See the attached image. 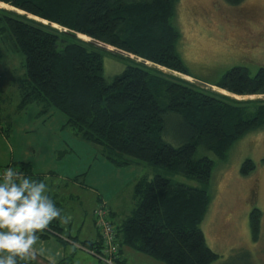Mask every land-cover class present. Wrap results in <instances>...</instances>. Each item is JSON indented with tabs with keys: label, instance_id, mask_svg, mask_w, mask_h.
Here are the masks:
<instances>
[{
	"label": "trees",
	"instance_id": "1",
	"mask_svg": "<svg viewBox=\"0 0 264 264\" xmlns=\"http://www.w3.org/2000/svg\"><path fill=\"white\" fill-rule=\"evenodd\" d=\"M227 1L235 5L244 0ZM0 3L24 13L0 10V37L10 34L26 57V74L19 80L23 105L38 102L45 110L63 113L68 126L99 146L116 165L140 162L155 168L152 179L143 177L135 184V208L115 226L118 263L125 264L123 248L130 247L165 264H216L220 255L208 246L202 227L212 204L214 161L198 152L203 148L225 159L238 140L264 127V102L238 101L172 74L191 76L177 54L176 0ZM106 54L128 57L132 64L108 81ZM208 84L240 96L264 94V68L251 76L247 69L234 67L217 83ZM173 118L183 130L178 147L164 139ZM7 167L44 181L29 163L0 167V172ZM255 170L254 162L247 160L242 174L249 176ZM178 175L198 185L175 182ZM249 218L253 238L258 240L262 213L254 208ZM45 231L42 236H61L62 222L54 220ZM83 246L95 255L101 253L100 239Z\"/></svg>",
	"mask_w": 264,
	"mask_h": 264
},
{
	"label": "rangeland",
	"instance_id": "2",
	"mask_svg": "<svg viewBox=\"0 0 264 264\" xmlns=\"http://www.w3.org/2000/svg\"><path fill=\"white\" fill-rule=\"evenodd\" d=\"M2 4L0 10L24 14ZM29 18L49 24L32 16ZM173 25L180 33L177 54L191 75L172 73L177 77L196 85V82L215 84L234 67L247 69L251 76L264 68V0H244L235 5L227 0H176ZM52 27L60 29L57 25ZM78 36L91 41L86 36ZM129 64L132 61L128 57L115 59L106 54V79L112 81ZM25 74V55L15 47L10 34L4 39L0 37V128L6 131L3 134L0 129V167L26 162L31 163L35 173L60 175L71 182L65 196L75 192L72 184L77 177L81 186H88L87 189L80 187L81 194L75 193L79 199L65 198L61 203L65 216L75 217L71 237L78 235L80 241L73 244L59 241L56 236L42 238L41 235L40 241L56 257L57 263L67 259L71 264H100L90 250L76 249L85 239H96L100 232L95 210L105 207L112 211L113 216H107L108 220L120 226L135 208V184L143 177L152 179L155 168L140 162L116 165L103 156L99 146L87 142L68 126L63 113L53 108L45 110L38 102L23 105L19 80ZM208 86L206 89L238 101L264 102V94L240 96ZM181 133L179 121L173 118L164 139L178 147L183 143ZM198 155L214 161L210 186L212 204L202 227L208 246L220 255L217 263L264 264V127L238 140L225 159L203 148ZM247 160L254 162L256 170L244 176L242 168ZM174 181L198 185L195 180L181 175ZM57 183L56 179H47L49 189ZM254 208L262 213L258 240L253 238L250 213L247 215ZM123 250L127 264H165L130 247ZM35 262L40 263L38 256Z\"/></svg>",
	"mask_w": 264,
	"mask_h": 264
},
{
	"label": "clouds",
	"instance_id": "3",
	"mask_svg": "<svg viewBox=\"0 0 264 264\" xmlns=\"http://www.w3.org/2000/svg\"><path fill=\"white\" fill-rule=\"evenodd\" d=\"M64 219L43 180L13 167L0 172V264H33L37 256L57 264L40 234L54 220Z\"/></svg>",
	"mask_w": 264,
	"mask_h": 264
},
{
	"label": "crops",
	"instance_id": "4",
	"mask_svg": "<svg viewBox=\"0 0 264 264\" xmlns=\"http://www.w3.org/2000/svg\"><path fill=\"white\" fill-rule=\"evenodd\" d=\"M132 57V56H131ZM26 163V162H25ZM30 164V166H31V168H32V170H33V167H32V165H31V163H29ZM33 172H34V170H33ZM35 173V172H34ZM36 174H38V173H36ZM47 173H45V174H43V173H41L40 175H43V177H44V182L45 183H47V179H49V178H51L52 180H54V179H56L57 181H58V183L57 184H55V185H53V187L54 188H51L50 189V195H51V197H53L54 198V201L57 203V204H59V206H60V209H62V215L65 217V219H64V221L62 222V227H63V234L61 235V236H56V235H52V236H56L58 239H59V241H63V242H72L73 244L75 243L76 244V242H79L80 240H79V236L78 235H76L75 237H71V236H73L72 235V232H73V230H72V227H73V225H74V220H75V217L73 216V215H69V216H65V214H64V212H63V208H62V206L60 205L63 201L62 200H64L65 198H70V199H79L78 198V196L77 195H75V193H77V194H81L82 192H80V189L81 188H83V189H87V188H89L88 186L87 187H84V186H81V183L79 182V179H78V177L75 179V180H73V186H72V188L75 190V192L74 193H71L69 196H65V190H67V189H69L68 187H70V183L71 182H69V181H67V180H65V179H63L60 175H56L55 173H50V175H46ZM81 187V188H80ZM67 188V189H66ZM103 208H105V207H103ZM105 210H106V208H105ZM249 210V209H248ZM107 211V210H106ZM251 212V210H249L248 212H247V215H248V213H250ZM110 213H111V216H113V212L112 211H110ZM209 213V212H208ZM250 215V214H249ZM208 216V215H207ZM207 218V217H206ZM205 221H206V219H205ZM114 221H112V223H113ZM205 223V222H204ZM114 224V223H113ZM114 226H117V225H115L114 224ZM118 227V226H117ZM204 228V227H203ZM204 230V229H203ZM46 231H44L43 233H45ZM205 232V231H204ZM43 233H41L40 235H41V237L42 238H51L52 236H42V234ZM96 239H97V241H96ZM96 239H85L84 241H82L81 243H80V245H78V248H76V249H79V248H85V249H88V248H86V247H84L83 246V243H85V242H90V243H96V242H98L99 241V239H100V232H98L97 234H96ZM76 249H75V251H76ZM124 249V248H123ZM88 250H90V252H92L93 253V255H95V253H94V251H92V249H88ZM124 253H125V250H123V252H122V259L124 258ZM96 256V255H95ZM39 258H40V263L39 264H49V261H48V259L46 258V257H43V256H38ZM123 261H124V259H123ZM124 262H126L125 264H127V261H124ZM57 264H71V263H69L68 261H67V259H65V260H63V261H61V263H57ZM216 264H218V263H216Z\"/></svg>",
	"mask_w": 264,
	"mask_h": 264
},
{
	"label": "built area",
	"instance_id": "5",
	"mask_svg": "<svg viewBox=\"0 0 264 264\" xmlns=\"http://www.w3.org/2000/svg\"><path fill=\"white\" fill-rule=\"evenodd\" d=\"M99 217L98 226L100 228L101 253L96 256L101 261L100 264H120L117 259L119 257V244L117 242V231L107 218L108 212L104 208L95 211Z\"/></svg>",
	"mask_w": 264,
	"mask_h": 264
},
{
	"label": "water",
	"instance_id": "6",
	"mask_svg": "<svg viewBox=\"0 0 264 264\" xmlns=\"http://www.w3.org/2000/svg\"><path fill=\"white\" fill-rule=\"evenodd\" d=\"M104 47H106V46H104ZM107 48V47H106ZM108 50H111L110 48H107ZM197 83V85H199V86H201V87H204V88H206V87H209L208 86V84H200V83H198V82H196Z\"/></svg>",
	"mask_w": 264,
	"mask_h": 264
}]
</instances>
